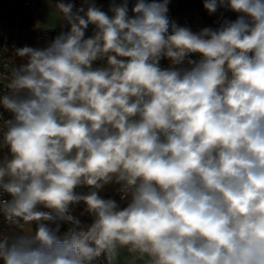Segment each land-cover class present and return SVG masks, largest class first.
I'll return each instance as SVG.
<instances>
[{
    "label": "clouds",
    "instance_id": "9594fccd",
    "mask_svg": "<svg viewBox=\"0 0 264 264\" xmlns=\"http://www.w3.org/2000/svg\"><path fill=\"white\" fill-rule=\"evenodd\" d=\"M77 2L0 92V214L35 223L0 235V264H264V0H203L236 18L199 31L171 0Z\"/></svg>",
    "mask_w": 264,
    "mask_h": 264
},
{
    "label": "built area",
    "instance_id": "2783aa9c",
    "mask_svg": "<svg viewBox=\"0 0 264 264\" xmlns=\"http://www.w3.org/2000/svg\"><path fill=\"white\" fill-rule=\"evenodd\" d=\"M97 3L102 5L104 10H107L109 0H97ZM77 6H79V0ZM41 7L42 0H0V92L7 91L5 85L11 68L22 63L21 59L15 55V49L26 45L36 48L46 47L57 35L64 32V28L68 29L64 21L62 27L56 26L49 29L37 27L32 13L35 9ZM168 16L171 22L179 26L189 27L193 31L200 30L194 24L195 18H190V16L182 12L181 0H171ZM91 34L92 28L90 27L87 35ZM161 65L162 67H167L168 62L161 61ZM7 115L5 113V118H7ZM4 154H6V149H0V155ZM116 185L122 196L120 186L118 184ZM16 226L17 224L7 221L0 214V235L11 236ZM64 234H61V236ZM95 264H107V261L102 256L97 259Z\"/></svg>",
    "mask_w": 264,
    "mask_h": 264
},
{
    "label": "trees",
    "instance_id": "16d2710c",
    "mask_svg": "<svg viewBox=\"0 0 264 264\" xmlns=\"http://www.w3.org/2000/svg\"><path fill=\"white\" fill-rule=\"evenodd\" d=\"M182 1V12L190 18H195L196 14L199 13L213 26V28H217L223 22L224 19L234 20L236 18V14L230 13L226 10H219L214 14H209L207 10L203 6V0H181ZM93 189L88 186H80L76 189L78 193L87 194L89 191ZM104 190V192H103ZM100 194L104 197H112L120 201L121 195L119 189L115 183H110L105 185L103 189L100 190ZM123 203V201H121ZM47 211V209H42ZM70 214L73 215L76 219L81 221V224L78 226L79 229H87L90 225L92 217L87 211L86 205L81 202L79 204H75L70 208ZM51 227H56V224L51 222ZM60 224V235L64 234L67 230H69L73 225L71 223L66 222H57ZM35 228V223H34ZM14 233L21 234V224H17L14 232L12 233V237Z\"/></svg>",
    "mask_w": 264,
    "mask_h": 264
},
{
    "label": "rangeland",
    "instance_id": "374dc122",
    "mask_svg": "<svg viewBox=\"0 0 264 264\" xmlns=\"http://www.w3.org/2000/svg\"><path fill=\"white\" fill-rule=\"evenodd\" d=\"M220 10H224V9H220ZM32 15L35 24L37 25V27L41 29H49V28H54L56 26H61V27L63 26V20L62 18H60V15L55 7V0H42V7L39 9H35ZM194 24L199 29H202L204 27L213 28V26L204 18V16H202L199 13H197L195 16ZM63 30L64 32L68 31V29L65 28ZM33 230H34V223L33 224L21 223L22 233H27ZM16 235L17 233H14L13 237ZM130 259L131 257L129 256L127 251L121 249L116 264H128ZM138 264H142V262H138Z\"/></svg>",
    "mask_w": 264,
    "mask_h": 264
}]
</instances>
